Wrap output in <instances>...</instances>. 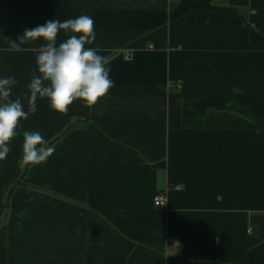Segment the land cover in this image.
I'll use <instances>...</instances> for the list:
<instances>
[{"label":"crops","instance_id":"0c3cea01","mask_svg":"<svg viewBox=\"0 0 264 264\" xmlns=\"http://www.w3.org/2000/svg\"><path fill=\"white\" fill-rule=\"evenodd\" d=\"M83 14L113 86L65 114L38 97L21 120L0 264H264V0H0V78L25 111L46 42L11 41ZM23 131L46 162L19 167Z\"/></svg>","mask_w":264,"mask_h":264},{"label":"clouds","instance_id":"9594fccd","mask_svg":"<svg viewBox=\"0 0 264 264\" xmlns=\"http://www.w3.org/2000/svg\"><path fill=\"white\" fill-rule=\"evenodd\" d=\"M61 30L66 36L69 32L72 35L57 46ZM37 39L46 43L39 48L36 57L39 75L34 70L28 84L27 111L19 97L14 101L9 99L17 80L14 77L0 78V160L7 157L11 151L10 142L20 134L17 129L21 127V120L37 111L38 97L47 98L55 112L65 114L76 100L83 101L88 107L94 106L113 86L110 70L105 67V57L97 54L99 49L85 47L95 40L94 20L90 15L83 14L63 22L49 19L43 25L25 29L19 43L11 42L14 48H18L20 44ZM22 151L17 163L24 168L46 162L55 148L48 146L39 131H23Z\"/></svg>","mask_w":264,"mask_h":264},{"label":"built area","instance_id":"2783aa9c","mask_svg":"<svg viewBox=\"0 0 264 264\" xmlns=\"http://www.w3.org/2000/svg\"><path fill=\"white\" fill-rule=\"evenodd\" d=\"M127 59H130V56L127 57ZM155 205L158 207H166L167 206V199L164 195H159L156 197L155 199ZM179 244L176 243V246H178Z\"/></svg>","mask_w":264,"mask_h":264},{"label":"trees","instance_id":"16d2710c","mask_svg":"<svg viewBox=\"0 0 264 264\" xmlns=\"http://www.w3.org/2000/svg\"><path fill=\"white\" fill-rule=\"evenodd\" d=\"M186 11H184V13H185ZM21 179H20V181H18L13 187H12V189L10 190V192H9V194H8V204H9V200H10V197H11V195H12V193H13V191L15 190V188L17 187V186H19L21 183Z\"/></svg>","mask_w":264,"mask_h":264}]
</instances>
